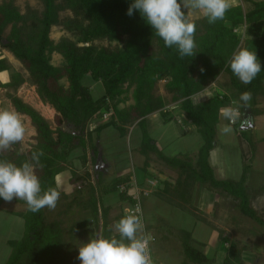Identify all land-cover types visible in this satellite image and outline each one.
<instances>
[{"label": "trees", "instance_id": "16d2710c", "mask_svg": "<svg viewBox=\"0 0 264 264\" xmlns=\"http://www.w3.org/2000/svg\"><path fill=\"white\" fill-rule=\"evenodd\" d=\"M40 1L42 11L39 16L35 12L22 14L12 1L0 4V45L25 69L41 102L55 111L56 127L51 129L36 110L18 97L10 96L14 111L29 118L36 134L35 145L23 154L0 151V160L17 166L24 162L34 163L43 192L50 187L56 188L55 177L64 171L66 160L73 151L81 149V162L84 165L87 163V129L94 120L104 122L97 126L96 134L113 126L121 135L125 134L126 125L137 120L136 125L142 131L139 153L146 158L149 155L156 156L181 176L174 188L166 183L155 195L161 197L170 194L176 196L183 205H189L193 188L199 184L206 191L229 196L241 215L264 227V220L251 206V194L245 186L247 166L243 168L241 178L235 181L217 179L210 165L209 153L216 147L218 116L221 109L233 107L234 99L231 100V95L227 93L207 90L209 84L224 74L228 77V89L231 92L239 96L251 92L252 98L247 104L255 105L260 98L264 99V0H243L249 4V9L244 10L241 5L231 6L225 19L215 24H209L204 16L193 20L197 29V47L193 56L183 58L179 56L176 46L168 48L164 45L155 29L147 24L138 10H134L132 16L127 15L133 0ZM63 11H69L72 15L65 21L64 28L75 40L63 38L54 43L50 39L51 28L60 24V12ZM7 29L8 33L4 36ZM241 30L242 34H239ZM102 41L107 43L106 46L96 44ZM241 42L242 48L256 52L262 66L261 72L249 84L242 83L229 66ZM53 53L61 56L62 66L51 64ZM9 69L7 60L0 58V74ZM86 76L102 85L103 94L99 98L93 99L91 89L81 83ZM61 81H65L66 85L61 84ZM159 81H164L165 91L171 95V101L178 104V109L202 139L195 157H167L145 132V120L150 114L159 112L166 120H170L169 113L163 111V99L153 94ZM21 83L22 80L15 75L4 86L16 90ZM129 94L132 104L120 108V105L128 101ZM237 105L245 108L240 99ZM250 112L258 113L256 110L251 111V108ZM108 113H112L110 118L103 120L104 114ZM39 152L43 155L39 157V164H35L32 154ZM96 153L94 149V156ZM73 177L71 175V179ZM130 177H116L106 185L98 180V191L103 195L117 192L121 201L132 206L134 202L126 194ZM122 185L124 191L119 192ZM75 192L80 193L79 187ZM95 195L90 189V195L84 203L79 201L80 196L76 199L75 195L59 216L66 217L83 203L91 210L92 223H97L98 205ZM60 196L67 198L65 195ZM3 201L0 198V205ZM46 208L33 213L27 206L25 213L21 214L24 220L23 236L18 241H7L9 254L4 264L79 263V254L72 253L64 236L67 218L47 222ZM106 215L107 210L104 209L101 213L100 236L110 238L115 233ZM121 218L122 214L114 222L118 223ZM86 224L79 222L71 225L70 239L73 230L79 231L82 236L87 233L82 230L83 227L87 228ZM89 232L90 241L95 236ZM178 232L176 239L183 253L181 264L214 263L213 258L195 248L189 231ZM222 264H241L238 253L229 249Z\"/></svg>", "mask_w": 264, "mask_h": 264}, {"label": "rangeland", "instance_id": "374dc122", "mask_svg": "<svg viewBox=\"0 0 264 264\" xmlns=\"http://www.w3.org/2000/svg\"><path fill=\"white\" fill-rule=\"evenodd\" d=\"M8 1H12L22 14L33 12L38 16L41 14L40 0H0V4ZM231 3L232 6L241 5L244 10L250 8L249 4L243 0H231ZM188 15L192 20H199L203 17L199 11L194 10H189ZM71 17L69 11L60 12L61 22L52 27L50 32V39L54 43L63 38L75 40L64 28L65 21ZM241 32L242 30L238 31L239 34H242ZM7 33L8 29L4 36ZM96 44L106 46L107 43L102 41ZM242 44L243 42L239 49L242 48ZM0 58L6 59L10 65L7 72L0 74V108L14 110L9 100V97L14 95L36 110L47 121L51 129H55V111L41 102L22 65L1 45ZM51 64L60 67L63 65V59L60 55L53 53ZM15 75L22 80L18 88L14 90L4 86ZM81 83L91 89L93 99L103 94L102 85L91 81L87 76L82 79ZM228 83L227 75L222 74L214 83L207 86L210 92L219 91L231 95L230 99H234L233 108H238L240 112V117L234 125H231L220 111L216 126V147L209 153V162L215 177L222 180L238 181L243 168L247 166L245 186L251 194V206L264 220V189H262L264 187V99L260 98L255 105L247 104L242 109L237 105L240 96L228 89ZM61 84L66 85V82L61 81ZM153 94L163 99L165 104L163 111L169 113L170 120H166L159 112L150 114L145 120V132L165 156L195 157L202 144V139L195 127L178 109V104L171 101V95L165 91L164 81L156 84ZM130 104L132 100L129 94L128 101L119 107L124 108ZM250 108L251 111L256 110L258 113L250 112ZM249 117L252 128L239 130L242 122ZM21 118L27 130L25 138L7 150L17 151L18 154L26 153L35 145L34 136L36 135L29 118L23 115ZM109 118L110 116L107 117ZM136 122L137 120H134L125 126L124 135H121L119 130L113 126L104 128L96 134L95 129L104 122L94 120L87 129L85 150L87 163L84 165L81 162L83 156L81 149L75 150L67 158L64 171L57 177V181L66 180L70 188L66 191H59L55 183L60 195H65L67 198L60 196L54 209L46 208V220L52 222L67 218V224L64 226L67 231L65 230L64 236L72 253L79 254V247L89 242V231L95 237L100 236V225L103 218L101 213L104 209L107 210V220L115 233L116 222L114 220L119 218L124 208L130 207L127 202L124 203L118 198L117 192L101 194L98 191L97 181L106 185L116 177L130 175L128 191L133 192L140 199L145 227L143 234L152 239L150 249L153 264H181L183 253L176 239L178 230L189 231L195 242V248L200 249L207 257L213 258V264H222L231 248L238 253L241 264H264V227L241 215L229 196L215 191H206L199 184H195L193 188L189 205H183L176 196L172 197L173 195L170 196V194L161 195V197L155 195L156 191L164 188L166 183L174 188V184L181 180V176L177 170L168 168L156 156L149 155L146 158L139 153L142 131ZM226 125L232 128L230 133L222 131ZM94 149L97 150L95 156ZM143 168L145 170H142ZM71 175H74L72 179ZM78 187L80 193H74ZM90 189L96 194L97 223L95 221L92 223L91 210L82 205L88 199ZM79 196V201L83 203L77 208L73 207V212L67 214L66 217H60L59 213L65 209V205L70 203L74 197L78 199ZM26 208L27 203L16 198L10 202L3 201L0 205V264H4L8 258L7 241H18L23 236L24 220L21 214L25 213ZM79 222L87 223L85 225L87 228L83 227L82 230L88 232L82 236L79 235V231L73 230L70 239L71 225ZM78 264H81V261Z\"/></svg>", "mask_w": 264, "mask_h": 264}, {"label": "clouds", "instance_id": "9594fccd", "mask_svg": "<svg viewBox=\"0 0 264 264\" xmlns=\"http://www.w3.org/2000/svg\"><path fill=\"white\" fill-rule=\"evenodd\" d=\"M232 6L231 0H133L127 15L138 10L147 24L155 29L168 48L177 47L179 56H193L197 47L196 24L190 19L189 10L199 11L209 24L225 19ZM229 66L233 74L244 84L251 83L261 72L262 66L256 52L241 48L233 53ZM252 98L251 92L240 95L246 105ZM223 116L231 122L240 117L238 108L227 106L221 109ZM25 123L21 114L0 108V151L8 150L24 140ZM222 131L230 133L232 128L224 126ZM42 152L33 153L32 161L39 164ZM0 198L6 202L14 198L27 203L28 210L36 213L47 207L54 209L60 198L56 188L42 192L41 183L31 162L16 164L0 160ZM115 234L110 238L96 236L79 247L81 264H153L150 237L144 233L142 210L139 205L114 225ZM117 236L119 238H117Z\"/></svg>", "mask_w": 264, "mask_h": 264}, {"label": "built area", "instance_id": "2783aa9c", "mask_svg": "<svg viewBox=\"0 0 264 264\" xmlns=\"http://www.w3.org/2000/svg\"><path fill=\"white\" fill-rule=\"evenodd\" d=\"M111 114H112V113H108V114H104V115L111 116ZM229 124L234 125L235 122H231V121H229ZM123 191H124V186H120V187H119V192H123ZM126 194H127L128 197H130V198L132 199V201H133L134 203L132 204V206L130 205V207H126V208H124V210L122 211V215H123V217H124L125 215L129 214L131 211H133V210L136 208L137 205H139L140 208H141V205H140V199L138 198V196L134 195L133 192L130 193L129 191H128ZM144 194H146V193L144 192ZM144 229H145V227H144ZM149 237H150V236H149ZM151 241H152V239H151V237H150V243H151ZM149 246H150V245H149Z\"/></svg>", "mask_w": 264, "mask_h": 264}, {"label": "crops", "instance_id": "0c3cea01", "mask_svg": "<svg viewBox=\"0 0 264 264\" xmlns=\"http://www.w3.org/2000/svg\"><path fill=\"white\" fill-rule=\"evenodd\" d=\"M58 175L55 177V183L58 186L57 188H58L59 191H61V190L66 191L68 188H70L69 187V183L66 182V180H64V179H61L60 181H57Z\"/></svg>", "mask_w": 264, "mask_h": 264}, {"label": "water", "instance_id": "95a60500", "mask_svg": "<svg viewBox=\"0 0 264 264\" xmlns=\"http://www.w3.org/2000/svg\"><path fill=\"white\" fill-rule=\"evenodd\" d=\"M247 123H248L249 125H247ZM252 126H253V125H252V123H251V119H250V117H249L246 121H243V122H242V124H241L239 130H241V131H243V130H248V129L252 128Z\"/></svg>", "mask_w": 264, "mask_h": 264}, {"label": "bare ground", "instance_id": "6f19581e", "mask_svg": "<svg viewBox=\"0 0 264 264\" xmlns=\"http://www.w3.org/2000/svg\"><path fill=\"white\" fill-rule=\"evenodd\" d=\"M107 117H108L107 115H104V116H103V120H105V121L108 120ZM142 212H143V211H142Z\"/></svg>", "mask_w": 264, "mask_h": 264}]
</instances>
